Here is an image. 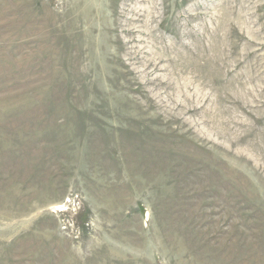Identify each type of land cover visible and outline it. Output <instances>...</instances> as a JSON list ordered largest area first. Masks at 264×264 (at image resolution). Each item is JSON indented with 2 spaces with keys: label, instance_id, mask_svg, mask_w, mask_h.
Segmentation results:
<instances>
[{
  "label": "rangeland",
  "instance_id": "obj_1",
  "mask_svg": "<svg viewBox=\"0 0 264 264\" xmlns=\"http://www.w3.org/2000/svg\"><path fill=\"white\" fill-rule=\"evenodd\" d=\"M0 264H264V0H0Z\"/></svg>",
  "mask_w": 264,
  "mask_h": 264
},
{
  "label": "built area",
  "instance_id": "obj_2",
  "mask_svg": "<svg viewBox=\"0 0 264 264\" xmlns=\"http://www.w3.org/2000/svg\"><path fill=\"white\" fill-rule=\"evenodd\" d=\"M79 209H80V202L77 200L75 196H71L66 200L65 204L61 205L59 211L68 213L69 215L73 216L78 213Z\"/></svg>",
  "mask_w": 264,
  "mask_h": 264
}]
</instances>
